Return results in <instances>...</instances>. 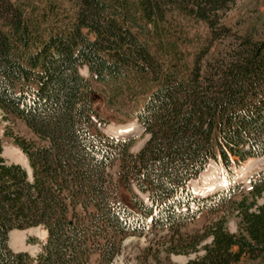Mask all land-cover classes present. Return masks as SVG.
I'll use <instances>...</instances> for the list:
<instances>
[{
	"label": "trees",
	"instance_id": "16d2710c",
	"mask_svg": "<svg viewBox=\"0 0 264 264\" xmlns=\"http://www.w3.org/2000/svg\"><path fill=\"white\" fill-rule=\"evenodd\" d=\"M236 3L0 0V110L34 135H0V264H111L124 238L150 232L158 235L144 264L200 250L183 264H264V170L250 189L234 183L202 196L189 186L211 159L228 172L264 155V34L234 36L223 18ZM175 13L209 30L191 59ZM230 36V47L207 56ZM94 83L111 102L134 101L128 114L150 134L139 151L101 128ZM8 139L31 174L4 157ZM117 163L130 200L110 172ZM40 225L47 235L36 256L9 245L11 230Z\"/></svg>",
	"mask_w": 264,
	"mask_h": 264
},
{
	"label": "rangeland",
	"instance_id": "374dc122",
	"mask_svg": "<svg viewBox=\"0 0 264 264\" xmlns=\"http://www.w3.org/2000/svg\"><path fill=\"white\" fill-rule=\"evenodd\" d=\"M175 15L174 25L177 32H180L186 38L185 44H180L181 48L185 51V57L191 59L193 54L207 45L208 41L206 42L205 40L209 38V30L203 22L196 21L193 18H184L179 13H175ZM223 22L232 29V32L235 33H233L234 36L248 33L255 34L257 37L263 35L264 0H237V3L230 10H227ZM233 41L234 37L230 36L215 42L207 56H214L219 50L225 49L226 46L230 47V42ZM80 72L86 76L90 75L86 66H82ZM94 84L97 91L94 94L97 110L106 119L104 123L100 124L101 128L113 136L129 137L133 140L131 152H137L147 143L150 134L145 132L143 125L136 118H130L128 114L133 110L134 101L127 94H123L124 96H120L111 102L110 94H108L106 88L101 84ZM7 131L13 132L15 135L34 137L24 120L11 115L5 118L0 110V135L5 136ZM4 145V156L6 159L20 162L29 167L28 159L23 150L10 139L6 140ZM118 167V163L115 164L110 172H112V177H115L122 196L130 200V191L125 187L121 176L117 173ZM261 170H264V156L251 157L238 165H232L228 172H226L219 161L212 159L205 171L195 179H192L189 184L195 193L204 195L221 188H227V186L236 182L244 183L247 189H250V176ZM133 187L143 198L147 197L135 185ZM259 202H264V196L259 198ZM192 227L195 226L192 225ZM229 228L231 231L238 232L237 217L233 216L230 218ZM45 235L46 230L41 225L15 229L10 233L11 246L14 250H27L36 256L41 249L40 241L46 238ZM155 235L158 234L150 232L146 235L135 234L127 236L122 241L120 253L111 264H144L141 262L140 257L144 252V248L150 246ZM201 253H203V250L189 254L171 253L169 258L173 263L183 264ZM162 255L165 257V254ZM244 264H251V262H245Z\"/></svg>",
	"mask_w": 264,
	"mask_h": 264
}]
</instances>
